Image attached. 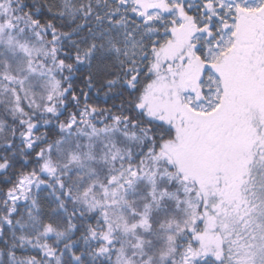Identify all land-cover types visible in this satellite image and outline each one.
Returning a JSON list of instances; mask_svg holds the SVG:
<instances>
[{
  "label": "snow or ice",
  "instance_id": "6c2138e0",
  "mask_svg": "<svg viewBox=\"0 0 264 264\" xmlns=\"http://www.w3.org/2000/svg\"><path fill=\"white\" fill-rule=\"evenodd\" d=\"M0 264H264V0H0Z\"/></svg>",
  "mask_w": 264,
  "mask_h": 264
}]
</instances>
